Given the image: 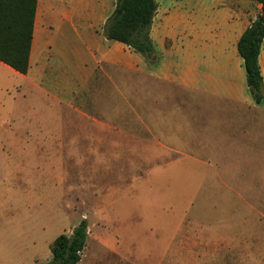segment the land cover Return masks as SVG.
<instances>
[{
    "label": "rangeland",
    "instance_id": "obj_1",
    "mask_svg": "<svg viewBox=\"0 0 264 264\" xmlns=\"http://www.w3.org/2000/svg\"><path fill=\"white\" fill-rule=\"evenodd\" d=\"M130 76V85H115L114 130L104 115L62 114L57 100L22 87L15 114L0 108V264L49 262L55 239L83 220L90 233L78 264H264V114L220 115L225 107L210 104L209 115L193 111V141L156 146L161 132L121 130L137 125L138 77ZM121 90L135 98H118ZM140 103L153 110V100ZM205 117L229 133H215L211 147ZM173 128L185 129L181 117ZM74 136L116 146L41 142ZM233 233L239 244L221 240ZM101 238L120 255L91 261V252H107Z\"/></svg>",
    "mask_w": 264,
    "mask_h": 264
},
{
    "label": "crops",
    "instance_id": "obj_2",
    "mask_svg": "<svg viewBox=\"0 0 264 264\" xmlns=\"http://www.w3.org/2000/svg\"><path fill=\"white\" fill-rule=\"evenodd\" d=\"M117 1L38 0L28 73L22 75L0 62V108L10 109L9 116L15 114L22 87L28 93L42 92L47 101L57 100L62 114L104 115L105 130H114L109 118L114 115L115 85H130L133 79L130 75H136L139 103L132 108L136 109L137 125L130 127L123 123L121 130L161 132L155 142L165 148L178 146L176 141H193V111L209 115L210 104L225 107L218 111L220 115L250 118L252 114H264V100L257 105L251 96L244 60L238 50L242 35L262 11L261 5L252 0H155L158 9L150 36L158 58L150 64L126 45L104 36L103 28ZM259 65L264 80V42ZM115 73L129 77L119 80ZM147 78L160 89L149 91ZM117 95L126 101L135 98L129 90H121ZM147 98L154 101L153 110L140 103ZM178 116L185 125L180 135L179 131L174 134L173 128ZM202 125L208 126L203 128L208 147L212 146L215 133L229 134L212 126L206 117ZM3 127L6 126L0 125V129ZM66 129L61 126L45 131ZM72 129L75 133L82 131L79 126ZM41 142L63 147L82 142L93 148L103 144L116 146L110 139L103 143L96 139L82 140L80 136ZM233 234L234 237L221 236V240L239 244L240 238ZM98 242L107 252H91L88 256L91 261H99L102 255H120L115 244L110 249L104 246L103 238Z\"/></svg>",
    "mask_w": 264,
    "mask_h": 264
},
{
    "label": "trees",
    "instance_id": "obj_3",
    "mask_svg": "<svg viewBox=\"0 0 264 264\" xmlns=\"http://www.w3.org/2000/svg\"><path fill=\"white\" fill-rule=\"evenodd\" d=\"M253 2L264 8V0ZM37 3L38 0H0V62L22 75L29 71ZM157 9L155 0H118L103 34L154 64L158 55L150 34ZM263 42L264 13L261 11L238 43L249 91L257 105L264 100V80L259 65ZM88 235V223L83 220L71 233L61 234L55 239L50 248L52 259L41 264H78L87 247Z\"/></svg>",
    "mask_w": 264,
    "mask_h": 264
},
{
    "label": "water",
    "instance_id": "obj_4",
    "mask_svg": "<svg viewBox=\"0 0 264 264\" xmlns=\"http://www.w3.org/2000/svg\"><path fill=\"white\" fill-rule=\"evenodd\" d=\"M262 12L264 13V8L262 9Z\"/></svg>",
    "mask_w": 264,
    "mask_h": 264
}]
</instances>
